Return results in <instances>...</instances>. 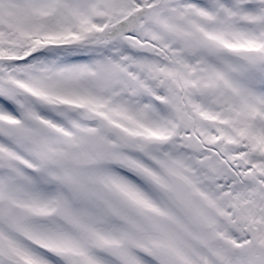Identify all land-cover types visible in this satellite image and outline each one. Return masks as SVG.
Listing matches in <instances>:
<instances>
[{
    "label": "snow or ice",
    "instance_id": "obj_1",
    "mask_svg": "<svg viewBox=\"0 0 264 264\" xmlns=\"http://www.w3.org/2000/svg\"><path fill=\"white\" fill-rule=\"evenodd\" d=\"M0 264H264V0H0Z\"/></svg>",
    "mask_w": 264,
    "mask_h": 264
}]
</instances>
